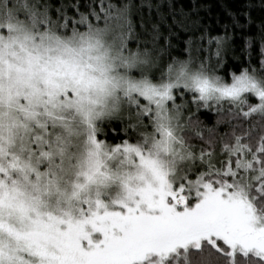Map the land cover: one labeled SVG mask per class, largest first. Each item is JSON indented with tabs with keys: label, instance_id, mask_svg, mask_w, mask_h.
I'll list each match as a JSON object with an SVG mask.
<instances>
[{
	"label": "snow or ice",
	"instance_id": "obj_1",
	"mask_svg": "<svg viewBox=\"0 0 264 264\" xmlns=\"http://www.w3.org/2000/svg\"><path fill=\"white\" fill-rule=\"evenodd\" d=\"M144 7L0 0V264H264V18Z\"/></svg>",
	"mask_w": 264,
	"mask_h": 264
},
{
	"label": "trees",
	"instance_id": "obj_2",
	"mask_svg": "<svg viewBox=\"0 0 264 264\" xmlns=\"http://www.w3.org/2000/svg\"><path fill=\"white\" fill-rule=\"evenodd\" d=\"M134 2L139 5L141 0H134ZM149 3L152 5L151 9L148 7ZM245 3L254 5L251 14L256 23H258L261 18H264V11L259 7V0H144L145 7L142 9V12L145 17L151 14L153 19H155V6L157 4L161 5V11L165 13L168 11L169 4H175L177 10L183 9L185 12L192 10L195 4L199 11V16L203 18V22L211 25L215 34L221 30L220 25L216 23L217 21L221 23L228 22V17L225 15L226 10L234 12L239 11ZM133 19L135 21L138 20L139 17L134 16ZM241 19L243 20V17H241ZM251 27L255 30V25ZM162 42L161 40V43ZM133 47L135 46L133 45ZM201 119L205 120L207 125L211 126L215 117L211 113H206Z\"/></svg>",
	"mask_w": 264,
	"mask_h": 264
}]
</instances>
